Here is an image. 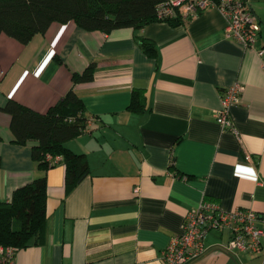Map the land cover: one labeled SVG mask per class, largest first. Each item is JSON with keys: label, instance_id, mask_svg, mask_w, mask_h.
Segmentation results:
<instances>
[{"label": "crops", "instance_id": "obj_1", "mask_svg": "<svg viewBox=\"0 0 264 264\" xmlns=\"http://www.w3.org/2000/svg\"><path fill=\"white\" fill-rule=\"evenodd\" d=\"M243 1L260 24L261 55L225 37L215 8L178 27L156 22L137 33L53 23L27 45L0 36V108L12 99L44 113L73 89L92 118L66 143L86 156L90 174L66 195L64 167L47 171L43 241L16 250L13 264H162V250L203 201L252 210L264 228V0ZM136 34L155 43V59ZM91 63L93 80L72 84ZM236 83L244 91L230 111L232 133L215 113ZM133 90L144 92L142 115L127 110ZM9 124L0 111V203L42 176L33 143H12ZM229 240L227 230L210 232L206 253L190 264H264V250L235 253Z\"/></svg>", "mask_w": 264, "mask_h": 264}, {"label": "trees", "instance_id": "obj_2", "mask_svg": "<svg viewBox=\"0 0 264 264\" xmlns=\"http://www.w3.org/2000/svg\"><path fill=\"white\" fill-rule=\"evenodd\" d=\"M164 0H0V36L5 35L22 45L36 35H44L53 23H74L87 32L109 34L130 28L135 33L149 24L162 22L171 27L186 24L180 17L160 21L156 7ZM141 51L157 57L152 40L135 35ZM95 63L82 73L72 74V84L93 80ZM128 111H147L142 90H133ZM0 111L10 118L12 143L24 146L33 143L31 158L42 176L18 188L9 202L0 203V247L20 250L33 240L42 243L46 228V173L56 164L47 157H60L64 167V189L69 194L89 174L87 158L66 147V143L86 132L88 120L82 100L70 89L46 112L39 113L10 99ZM2 138L0 136V142ZM176 177L182 178L179 173Z\"/></svg>", "mask_w": 264, "mask_h": 264}, {"label": "built area", "instance_id": "obj_3", "mask_svg": "<svg viewBox=\"0 0 264 264\" xmlns=\"http://www.w3.org/2000/svg\"><path fill=\"white\" fill-rule=\"evenodd\" d=\"M209 8H215L225 19L224 35L235 40L249 50L262 54L259 47L261 27L243 0H164L156 7V17L160 21L180 17L189 22ZM244 88L236 83L222 94L221 106L215 113V120L224 130L236 133L230 111L241 104ZM92 118L88 120L87 128ZM87 130V129H86ZM58 164L60 157H47ZM245 160L251 162L247 154ZM260 216L248 209L223 210L217 202L203 201L190 211L184 219L183 231L170 239L160 254L162 264H190L206 253L205 239L212 231L227 230L230 233L228 250L247 255H260L264 250V228ZM15 249L1 250V264H13Z\"/></svg>", "mask_w": 264, "mask_h": 264}]
</instances>
